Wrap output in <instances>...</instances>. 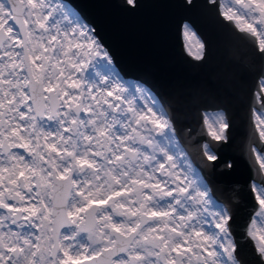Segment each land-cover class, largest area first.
Wrapping results in <instances>:
<instances>
[{
	"label": "snow or ice",
	"instance_id": "obj_1",
	"mask_svg": "<svg viewBox=\"0 0 264 264\" xmlns=\"http://www.w3.org/2000/svg\"><path fill=\"white\" fill-rule=\"evenodd\" d=\"M150 2L197 65L213 56L198 19L264 60V0H118ZM239 71L230 58L215 93L128 78L70 0H0V264H264V68L242 183L221 151Z\"/></svg>",
	"mask_w": 264,
	"mask_h": 264
},
{
	"label": "water",
	"instance_id": "obj_2",
	"mask_svg": "<svg viewBox=\"0 0 264 264\" xmlns=\"http://www.w3.org/2000/svg\"><path fill=\"white\" fill-rule=\"evenodd\" d=\"M70 2L98 28L115 56L117 67L128 78L172 81L215 93L225 87L221 77L223 66L230 58L235 60L240 69L237 78L242 80L243 91L233 98L231 104L232 143L221 151L226 158L239 161V168L232 174V179L242 183L248 167L244 152L248 139L246 93L258 87V76L264 68V60L252 55L251 45L235 40L207 19H198L202 31L213 40L211 62L200 66L184 54L173 22L174 14L167 11L164 4L146 3L142 10L129 15L122 10L118 0ZM249 65L250 70H247ZM193 126L198 127L194 120ZM189 149L193 153V162L198 164V155L192 146Z\"/></svg>",
	"mask_w": 264,
	"mask_h": 264
},
{
	"label": "rangeland",
	"instance_id": "obj_3",
	"mask_svg": "<svg viewBox=\"0 0 264 264\" xmlns=\"http://www.w3.org/2000/svg\"><path fill=\"white\" fill-rule=\"evenodd\" d=\"M119 70V69H118Z\"/></svg>",
	"mask_w": 264,
	"mask_h": 264
}]
</instances>
